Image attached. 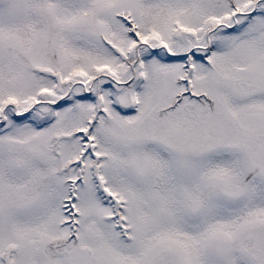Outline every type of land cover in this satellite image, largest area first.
<instances>
[{
    "label": "snow or ice",
    "instance_id": "obj_1",
    "mask_svg": "<svg viewBox=\"0 0 264 264\" xmlns=\"http://www.w3.org/2000/svg\"><path fill=\"white\" fill-rule=\"evenodd\" d=\"M0 264H264V0H0Z\"/></svg>",
    "mask_w": 264,
    "mask_h": 264
}]
</instances>
